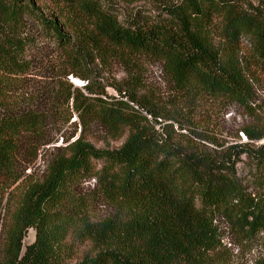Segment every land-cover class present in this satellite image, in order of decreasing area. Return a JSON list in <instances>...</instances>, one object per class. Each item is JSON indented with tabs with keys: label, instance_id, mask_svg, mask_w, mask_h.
Returning a JSON list of instances; mask_svg holds the SVG:
<instances>
[{
	"label": "trees",
	"instance_id": "obj_1",
	"mask_svg": "<svg viewBox=\"0 0 264 264\" xmlns=\"http://www.w3.org/2000/svg\"><path fill=\"white\" fill-rule=\"evenodd\" d=\"M136 1L144 0L130 3ZM120 15L110 0H0V109L2 87L24 72L21 56L34 45L15 33L29 24L81 60L86 43L75 39L90 27L98 50L158 59L182 93L249 106L252 89L236 47L246 39L264 71V0H158L150 20ZM214 20L225 47L213 44ZM79 78L86 84L70 85L68 109L111 139L126 138L116 149L96 148L82 137L67 141L40 178L27 180L16 156L22 145L47 144L45 117L0 113V189L13 186L8 195L18 196L7 203L0 264H211L210 253L220 246L218 219L240 240L259 241L255 261L264 264V144H253L264 139V126L243 129L248 142L216 156L182 145L172 126L157 122L134 94L115 98L89 77ZM242 155L258 173L251 192L236 171ZM87 179L112 210L103 219L90 217L77 196ZM29 229L34 240L23 246ZM86 246L90 253L71 263L74 250Z\"/></svg>",
	"mask_w": 264,
	"mask_h": 264
},
{
	"label": "rangeland",
	"instance_id": "obj_2",
	"mask_svg": "<svg viewBox=\"0 0 264 264\" xmlns=\"http://www.w3.org/2000/svg\"><path fill=\"white\" fill-rule=\"evenodd\" d=\"M122 17L138 15L150 20L156 14L158 0H144L130 3L126 0H110ZM160 1V0H159ZM257 4L259 0H247ZM90 27L77 34L76 42H85V59L71 58L53 44L38 35L36 28L26 25L17 30L16 37L31 40L34 45L24 50L21 61L24 72L8 77L4 90V107L1 114L17 115L26 111H35L45 117L44 133L47 144L22 145L16 156L18 171L27 180H37L46 165L56 156L64 153L67 141L79 137L96 148L116 149L124 142L111 139L95 123L85 124L71 111L68 105L67 90L70 85L81 88L86 84L79 77L86 76L105 90L107 95L119 98V93L134 94L141 104L157 114V122L162 126L170 125L175 137L182 145L191 146L210 154L221 156L232 147L247 141L243 129H260L264 126V71L253 61V48L246 39L236 47V56L245 70L252 89V97L247 108L223 98H210L204 94L189 95L177 90L164 64L150 56H132L119 50L102 49L91 42ZM213 44L225 47L219 36L220 25L217 20L212 25ZM34 40V41H33ZM93 44V45H92ZM72 73V74H71ZM76 75V76H75ZM70 115V116H69ZM70 117V118H69ZM148 119L152 121L149 116ZM170 131V130H169ZM264 144V139L253 143ZM98 167L100 164L97 165ZM239 180L249 188L255 185L253 163L240 156L236 164ZM14 187L0 189V259L5 252L4 225L9 199L17 195H8ZM77 196L87 204L83 210L93 219H103L112 213L111 208L97 197L98 189L93 180L79 183ZM14 196V198H13ZM220 246L210 253L211 264H256L260 255V242L240 240L230 231L227 224L218 219ZM34 231L29 229L23 240V246L32 243ZM69 244V241L67 242ZM89 247L76 248L72 262L89 254Z\"/></svg>",
	"mask_w": 264,
	"mask_h": 264
}]
</instances>
